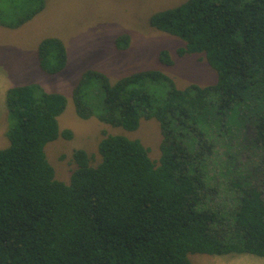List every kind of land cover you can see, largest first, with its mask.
Wrapping results in <instances>:
<instances>
[{
	"label": "trees",
	"instance_id": "1",
	"mask_svg": "<svg viewBox=\"0 0 264 264\" xmlns=\"http://www.w3.org/2000/svg\"><path fill=\"white\" fill-rule=\"evenodd\" d=\"M4 1L6 3H4ZM0 0V25L19 28L44 0ZM151 25L180 38L179 57L199 55L217 71L208 86L179 88L160 70L115 82L84 73L73 91L79 118L128 132L156 120V162L140 140L107 135L98 153L76 150L70 181L56 178L46 146L59 138L67 97L39 84L6 97L10 146L0 150V264H193L190 256L264 258V0H187ZM129 46V36L116 40ZM160 61L171 66L167 50ZM48 75L68 64L64 42L43 40ZM95 87V88H94ZM251 131L257 155L234 143ZM224 150L219 153L218 149Z\"/></svg>",
	"mask_w": 264,
	"mask_h": 264
},
{
	"label": "rangeland",
	"instance_id": "2",
	"mask_svg": "<svg viewBox=\"0 0 264 264\" xmlns=\"http://www.w3.org/2000/svg\"><path fill=\"white\" fill-rule=\"evenodd\" d=\"M11 1L21 8L20 11L26 8L24 1ZM44 1V10L17 31H0V70L13 80V88L36 83L48 92L67 97V108L59 117V126L62 131L70 130L73 137L70 140L59 138L46 146L47 158L55 169L56 178L69 182L76 168L73 161L75 151L83 149L94 155L107 135H125L140 140L157 162L163 138L156 120H142L134 132L102 123L96 118L83 120L76 113L73 91L82 75L89 70L106 74L112 82L137 71L155 69L170 76L182 89L191 84L204 87L215 83L217 71L206 60L199 55L179 57L178 50L184 42L151 25L155 13L179 6L187 0ZM122 35L129 36V46L125 50L118 49L116 45V40ZM47 38L62 40L67 49V67L57 75L44 73L38 65L39 45ZM162 50L170 53L173 65H164L160 61ZM11 124L8 114L0 120V150L10 146L7 132ZM252 138L251 131L243 129L241 138L234 143L241 149L243 163L250 155L258 154ZM218 151L220 154L224 152L221 147ZM243 255L263 260L254 263L231 254H193L190 258L193 264H264V258Z\"/></svg>",
	"mask_w": 264,
	"mask_h": 264
},
{
	"label": "crops",
	"instance_id": "3",
	"mask_svg": "<svg viewBox=\"0 0 264 264\" xmlns=\"http://www.w3.org/2000/svg\"><path fill=\"white\" fill-rule=\"evenodd\" d=\"M20 28V27H19ZM18 28H11L0 25V31L2 30L4 33L11 32V31H17ZM1 36V35H0ZM39 65V64H38ZM12 79L7 74H2L0 70V120L7 117L8 109L6 105V97L8 91L13 88L12 86ZM5 133V132H4ZM240 257L247 258L248 261H253L254 263H260L263 259H258L249 255H238Z\"/></svg>",
	"mask_w": 264,
	"mask_h": 264
}]
</instances>
